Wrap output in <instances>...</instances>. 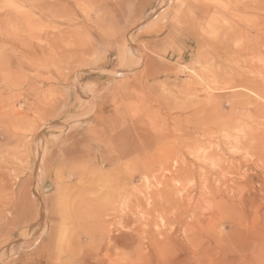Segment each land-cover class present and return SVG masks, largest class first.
<instances>
[{
    "label": "rangeland",
    "instance_id": "rangeland-1",
    "mask_svg": "<svg viewBox=\"0 0 264 264\" xmlns=\"http://www.w3.org/2000/svg\"><path fill=\"white\" fill-rule=\"evenodd\" d=\"M255 1L0 0V249L36 236L0 264H79L103 222L126 244L104 264H264L262 173L241 162L232 179L248 173L251 198L214 207L191 155L242 136L233 104L264 89ZM231 71L258 86L228 87Z\"/></svg>",
    "mask_w": 264,
    "mask_h": 264
},
{
    "label": "bare ground",
    "instance_id": "bare-ground-1",
    "mask_svg": "<svg viewBox=\"0 0 264 264\" xmlns=\"http://www.w3.org/2000/svg\"><path fill=\"white\" fill-rule=\"evenodd\" d=\"M260 1L261 0H259V1L257 0V1H255V3L256 2L260 3ZM248 72H250V70ZM251 72H253V71L251 70ZM253 74L254 73H250L247 76L248 77L253 76ZM228 77H229V79H232V81L230 80L231 86H228L230 88L238 85L239 81H240V83H243L244 86H247V85H253V87L258 86L257 83L252 82V80H249L248 78L240 77V79H238L239 78V72L231 71L230 74H228ZM253 77H256V78L262 80L264 78V75H262L260 73L259 74L255 73V76H253ZM256 93L258 95V98L246 96L243 99H241L239 102H235L233 104V105L237 104L238 106L240 105V107H243V109H244L243 116H244V120L245 119L246 120H245L244 126L242 128H240L242 130V136L239 134L240 135L239 138H235L233 140L230 139V141L228 140L227 142H224L225 140L222 141L224 143H223V145H219L218 150L217 149L216 150L209 149V150H205L204 152H202V154H199L200 152H198V151H194L191 154L193 157V160H196L197 162L199 160L201 162V165H202L201 173L203 175L202 179L205 180L206 185L208 186L210 183L216 182L215 186L217 187V189H215L213 191L212 190L213 188L212 189L209 188V190H210L209 192H211V190L213 192H211L212 194L210 193L211 194L210 196L208 195V197L211 198L210 203H211V205H214V207L219 208V207L223 206L224 204L227 203L228 198H230L232 201L234 200V198H236L238 202L234 203V205L235 206L239 205L241 208H244L245 200L243 198H251L249 189L247 188V185H246V183L250 182V177H249L248 173H243L241 171L243 173V176L240 177L241 178L240 183H238L237 181L232 179L234 176H237L238 168H240L239 166L241 165V162L253 165L254 170H255L254 173H252L253 177H254V175H256L257 172L262 173V176L264 177V124H262V123H264V89L261 91H258ZM238 106H232V107L234 109L235 107L238 108ZM235 113L237 114L236 111H235ZM232 114L235 115L234 113H232ZM232 114H229V115H232ZM238 114H241V113H239V111H238ZM208 118H209V116H208ZM212 118H213V116H212ZM208 120H206V122ZM212 124L213 123H211V125ZM232 124H234V123L232 122ZM200 126L202 128V125H200ZM230 126H228V127L230 128ZM236 126H239V125H236ZM233 127H235V124L233 125ZM204 128H202V130H204ZM193 132H195V131H193ZM149 143H150L149 147H152L158 143V139L155 136H151ZM154 150H156V149H154ZM252 151L255 152L256 159H250L248 157V154L251 153ZM148 152H150V151H148ZM226 154L228 156L225 157L224 155H226ZM172 155H173V153H172ZM170 156H171V154L168 152L167 154H165V159H167V158L170 159ZM176 157H178V160H181V162H182V166L180 168H177V169H179V171L185 172L186 175H188L189 172L195 173V167L196 166L194 165V163H192V164L188 163V161L186 160V156L183 152H182L181 156L175 155V158ZM229 157L230 158H238V159L241 158L240 159L241 161H238V163H235L233 161L231 163H228ZM154 160L157 161L158 156H156L155 153L154 154L151 153L150 159L148 160V162L149 161L154 162ZM171 160H173V159H171ZM158 161H157V163L160 164V162L163 161V159L159 158ZM208 165L211 167V169L209 168ZM150 166H152V164ZM211 172L214 174V178L209 177V173H211ZM193 176H194V174H193ZM150 178L153 181L157 182V181H162L164 179V176L162 174L158 173V174H156V176L151 174ZM192 178H195V177H192ZM244 182H246V183H244ZM239 184H241V185H239ZM251 184H249V185L252 187ZM257 190L261 191V187L259 186V188ZM187 195H188L187 193H182L181 196L176 197V198H186ZM205 197H207V196H205ZM189 198H194V195H192ZM110 200H108V202L110 201L109 204H107L108 203L107 202L103 206L104 210H112V208H111L112 204H114L116 201H113V198H111ZM123 201H124L123 205H125V207L127 209H129L130 204L132 203V198H123ZM110 204H111V207H110ZM202 213H203L202 218L207 216V217H209V219H211L215 212H214V210L211 211V209H210L207 212H202ZM99 216H100V214L98 213V218H99ZM192 216L195 218V216H197V215L193 214ZM113 224H115V223H113V222H111V223H109V222L100 223V228H101L100 234H101V237L104 236V238L101 242L103 244L102 245L100 244L99 246H96L95 248H88V252L86 254L85 253L82 254V257H81L82 260L80 261L79 264H88V262L86 261V257H88V256L90 259L93 260V262H92L93 264H100L101 262H103V260L105 258H107L108 253H109L108 250L111 249L110 245H115L117 248H120L122 246L123 243L118 242V240L124 239L125 237L120 236L119 234L116 235L114 233H109V231H107V230H109L108 227L113 225ZM128 227L131 228L130 226H128ZM39 230H40V228H39ZM128 230H130V229H128ZM41 231L42 230H40V232ZM134 233H135V235H137L136 236L137 238H139V239L142 238L143 233H140L136 229L134 230ZM91 236H92V234L89 235V239H92ZM35 238H36V236L30 238V240L27 242L25 241V243H23V240H22L21 243L20 242L16 243V245H11V246H8L6 248L3 247V249H0V258L2 257V255H3V259L8 258V257L12 258V256L16 255V253L20 250V248H24L25 246L28 247V245L32 244L33 240ZM105 242L107 243L106 245H104ZM123 245L126 246V244H123ZM101 250H104V252L102 254L100 253ZM46 256H47V259L49 260L50 259L49 255H46ZM130 257H132V256H127L126 264H131L133 257L132 258H130ZM139 260L142 261L144 259H141V257H138V258L135 257L134 263H136ZM20 261H23V259ZM33 262L34 261H32V260L28 261V263H33ZM103 264H104V262H103Z\"/></svg>",
    "mask_w": 264,
    "mask_h": 264
}]
</instances>
